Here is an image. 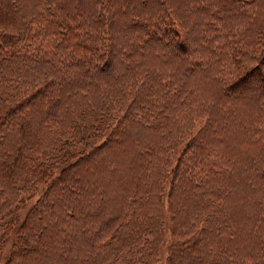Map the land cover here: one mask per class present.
<instances>
[{
  "label": "trees",
  "instance_id": "trees-1",
  "mask_svg": "<svg viewBox=\"0 0 264 264\" xmlns=\"http://www.w3.org/2000/svg\"><path fill=\"white\" fill-rule=\"evenodd\" d=\"M113 1L115 23L130 9L124 0ZM132 1L135 12L119 20L117 31L132 36L119 42L103 32L107 22L101 17L91 29L79 12L60 14L49 1L54 12L26 3L30 19L24 5L0 0V24L6 25L0 26V151L5 131L15 128L26 141L14 149L19 155L4 178L27 168L34 148L54 156L57 168H43L38 177L37 167L30 170L36 181L49 176L52 182L18 227L15 259L107 264L143 255L150 261L161 245L155 223L169 187L172 205L183 206V222L201 216L207 221L173 244L169 264H264V0H216V14L197 9L198 23L182 39L163 17L153 20L150 12L136 10L139 0ZM31 39L36 52L25 42ZM142 90H153V104L143 101ZM97 111L107 120L95 119ZM198 119L203 124L194 132ZM2 121L9 125L2 128ZM54 121L67 136L51 128ZM134 125L156 126L165 145L129 143L125 132ZM235 132L244 162L233 156ZM110 149L123 152L132 174L120 199L96 175L104 165L101 153ZM233 161L243 167L236 177ZM226 169L229 176L217 181ZM192 178L203 185L196 192ZM241 189L246 192L235 205L245 207L248 220L242 215L238 226L229 199ZM217 211L227 215L214 218Z\"/></svg>",
  "mask_w": 264,
  "mask_h": 264
},
{
  "label": "rangeland",
  "instance_id": "rangeland-1",
  "mask_svg": "<svg viewBox=\"0 0 264 264\" xmlns=\"http://www.w3.org/2000/svg\"><path fill=\"white\" fill-rule=\"evenodd\" d=\"M6 0H3V3ZM10 1L11 6H17L20 8H23L24 5V14L26 18H32V14L28 11L27 12V5L26 3L32 2L33 9L37 11L46 10L49 11L51 8V5H48L47 2L52 3V9L58 8V13L61 14V11L63 13L69 12L72 15L75 16V13L79 12V15H82V20L85 21L83 25L85 27L94 29L96 28V25L98 23V18L101 17L107 22V24H104L106 26V29L103 31L105 34L111 33V38L114 40H117L120 42V40H123V42H127L129 40V36L131 37V34L126 33H117L119 32V27L122 25L119 20H126V15H131V10H133L132 0H124L126 1L125 7H127L128 10L125 12V15L119 16L118 19L115 18L114 20L110 19V15L112 14L111 10V2L113 3V0H22L24 3L21 2V0L14 1V0H7ZM144 1V0H143ZM208 0H145L143 3H141V0L138 1L135 5H137L136 10H140L141 8L150 12L152 14L153 20H155L158 16L163 17L165 19L166 23H169L174 31L178 34H180V39H182V34L184 36H189V30L195 27V24L198 23V19L200 16V13H208L213 14V12L218 10V6H214L216 3V0H209L210 2H214L213 4H204ZM6 2V3H8ZM14 2V3H13ZM142 6V7H141ZM8 8V7H7ZM251 10L253 11L252 7L250 6ZM9 9V8H8ZM197 9L201 10V12H198ZM258 9V8H256ZM263 9V8H262ZM16 10V9H15ZM135 12V10H133ZM213 11V12H212ZM264 11V9H263ZM50 12H54L50 10ZM120 14V13H119ZM195 14V17L193 16ZM216 14V12H215ZM12 15V14H10ZM113 20V21H112ZM1 27H5V24H0ZM108 28V30H107ZM110 28V31H109ZM168 28V26H167ZM164 28L163 30L167 29ZM122 29V27H121ZM240 28H237L236 34L238 35ZM97 31V29H95ZM196 33L193 31V34ZM192 34V35H193ZM240 37V35H238ZM35 38V37H31ZM42 38V37H41ZM40 38V39H41ZM178 38V36H177ZM25 41L29 43L30 47H33L30 49L31 52H36V48L32 43V40ZM134 41V40H133ZM37 45L39 42L37 41ZM22 45V44H21ZM131 77V76H130ZM128 80V79H127ZM131 90V89H130ZM151 92L153 90H142L140 91V96L142 99L145 97L146 99H143V101L146 104H153L150 100L151 98ZM147 93L149 95L147 96ZM16 96V95H15ZM17 97V96H16ZM168 103H170V98L168 95H166ZM164 99V98H163ZM169 99V100H168ZM4 103V102H2ZM0 103V105L2 104ZM5 103H8L6 101ZM143 104L141 103V107ZM139 114L143 117V111L142 109L139 111ZM94 118L98 121L104 122L107 120V116L102 115V112H96L94 115ZM5 120V119H4ZM220 121H223L224 119H219ZM29 121V120H28ZM22 124L26 126V121H21ZM2 128L4 125H9V122L2 121ZM4 124V125H3ZM203 124L202 120L198 119L194 122V132L201 127ZM51 128L59 135V136H67L68 133L60 132V128L58 127L57 122L51 123ZM156 126H152L148 128L147 126L143 125H134L132 129L127 130L125 132V135L128 136V142L129 143H135L140 141H149L156 142L159 145H165L167 138H164V135L161 131L155 130ZM21 132L22 129H19ZM6 138L1 140L3 142L1 146L0 151V160L7 162L9 166H1L0 165V264H43V262H40V260L36 259L35 257L30 258V260L25 259V257H14V252L17 250V247L19 245L20 240V232L18 230V227L20 226L21 222H23L28 216L29 210L37 203L39 198H42L43 195L50 189L49 186L51 185L52 180H50L49 176L45 178V180L39 182L35 180L34 174L30 173V170H33L34 167L36 168V177L41 175V172H43V168L47 170L49 168V173H53L57 171V168L55 167L54 171V156L47 157L43 153V149L40 148H34L30 151L28 158H26L25 163H27V168H19L16 169L15 172L9 177L8 180L4 178L5 172H9V170L12 168V163L19 155V153L15 152L14 149L19 145H25L26 141L22 139V136L20 133H17L15 128H13L11 131L6 132ZM24 133V132H23ZM129 133V134H128ZM239 133H233V136L231 137V142L233 145V148H235L234 151V158L239 159L241 162L245 161V156L240 153V149L236 150L238 144H239ZM100 142V141H99ZM141 145V144H139ZM217 147L219 144H215ZM101 160H104V165H100V167L96 171L97 178L100 179L101 184L103 187L107 189H112L114 191V195L117 199H120V195L127 192V190L130 187V180L132 178L131 172L128 170L129 165L127 164L126 159H124L123 152H119L117 149H110L107 151H104L101 153ZM114 160V162H112ZM97 162V157L95 161H90V164ZM53 165V166H52ZM6 167V169H5ZM232 168V175L234 177L238 176L241 173V169L243 167H239L237 162L233 161L231 164ZM229 169H226L225 177L222 181L228 177ZM134 173V172H132ZM95 175V177H96ZM233 179H231L229 182H231ZM192 184L194 185L193 191L196 192L200 188L203 187L201 185L198 187L197 179L195 180L192 178ZM36 187L35 194L32 193L33 187ZM143 191H146L144 188ZM245 189H241L240 193H232L230 199H229V208L230 212L232 214V218L235 221V223L238 226H242L243 223L240 221V217L243 215L245 220H248V212L245 209L244 206H241L238 208L235 205V201L238 198H242L243 196L240 194L245 193ZM169 195V187L166 190L165 196L163 200L161 201V204H159V207L163 204V208L160 209L159 215H158V223L155 226L156 229H159L160 231V246L159 248H155V252L153 254V258L150 261H147L144 259L143 255L137 256L135 259H132L131 261H123V258H118L112 262H109L107 264H169V258L171 256V248L174 243H180L182 240L189 237L191 234H195L198 231L205 228V225L207 223L205 217H197L191 220H186V223L183 222L185 212L183 210V206L179 205V202L172 205V200ZM31 197L30 199H28ZM108 198V197H107ZM109 199V198H108ZM159 198H157L158 200ZM105 201L100 200V204H104ZM212 203V202H211ZM95 205V203H93ZM244 205V204H243ZM222 215V217L227 215V212H214L212 216L214 218H217L218 215ZM17 221V222H15ZM11 222H15L14 225ZM9 223L11 224L10 227H8ZM16 226V227H15ZM182 226V230H181ZM187 232V234L182 235L181 233ZM155 235V232H153V235ZM207 240L203 239V242L205 243ZM154 249V248H152ZM57 259L63 255V252L58 251L57 253ZM142 254V253H140ZM54 255V251H53ZM39 257H42L39 255ZM11 260H14L11 262ZM27 261V262H26ZM75 261V260H74ZM73 261V262H74ZM76 262V261H75ZM54 263V262H53Z\"/></svg>",
  "mask_w": 264,
  "mask_h": 264
}]
</instances>
